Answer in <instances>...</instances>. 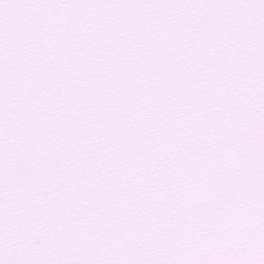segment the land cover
<instances>
[{"label": "snow or ice", "instance_id": "1", "mask_svg": "<svg viewBox=\"0 0 264 264\" xmlns=\"http://www.w3.org/2000/svg\"><path fill=\"white\" fill-rule=\"evenodd\" d=\"M0 264H264V0H0Z\"/></svg>", "mask_w": 264, "mask_h": 264}]
</instances>
